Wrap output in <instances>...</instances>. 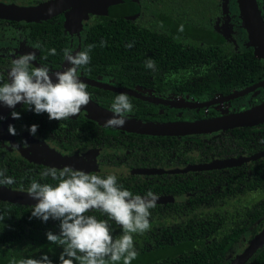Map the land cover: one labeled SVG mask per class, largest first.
Returning <instances> with one entry per match:
<instances>
[{
  "label": "flooded vegetation",
  "instance_id": "flooded-vegetation-1",
  "mask_svg": "<svg viewBox=\"0 0 264 264\" xmlns=\"http://www.w3.org/2000/svg\"><path fill=\"white\" fill-rule=\"evenodd\" d=\"M52 1L0 0V3L13 5L21 10L18 16L15 13L12 17L0 16V64H11L14 58L29 53L30 50L37 56L30 67L46 65L50 68V74L63 71L70 66L63 58L65 48L71 49L73 54L82 51L84 44L94 35V30L97 31L95 26L102 18L107 17L109 22L110 18H123L87 13L81 6L59 10ZM222 1L158 0L153 3L151 0H140L141 13L130 21L155 29L158 34H164L168 38L173 37L177 42L179 39L188 44L195 43L194 45L199 42L201 50L211 48L219 51L225 47L230 54L244 52L241 58L235 57L237 62L229 63H233L238 70L241 67L257 70L256 77L243 79L239 87L229 92L219 90L208 95V90L202 83L206 84L203 77L205 75L190 76L186 69L152 72L144 69L145 62H128L124 71L112 73L110 63L89 62L78 70V75L87 86L91 103L111 111L115 97L126 94L133 104V111L127 114L128 118L159 123L202 121L244 112L264 104V59L259 57L253 48H248L247 42H244L246 39L242 40L238 26L234 29L236 35L230 38L231 20L238 14L231 15ZM257 1L264 20V1ZM165 2L168 5L162 6ZM181 6L186 8V12ZM172 10L174 16L169 19L168 13L171 14ZM149 12L152 15L150 20L146 19ZM177 21L179 24L187 23L188 35L178 32ZM240 23L243 26L242 17ZM192 25L199 30L192 29ZM211 29L216 34L211 40L213 42L206 45L205 36ZM243 32H248L244 26ZM200 34L204 39L199 38ZM245 45L247 47H244ZM53 48L56 54L50 55L49 51ZM251 51L254 62H244L247 57L245 52ZM217 61L224 68L222 60ZM106 65L109 66L107 70ZM213 68L217 69L218 66ZM137 69L141 70V75H135L136 71L133 70ZM7 72L8 68L0 70V84L8 82ZM195 84H198V87H195ZM110 87L129 92L123 93ZM236 93L239 95L232 96ZM86 106H82L78 116L58 121L49 120L47 113L36 114L21 103L1 118L0 172H3L4 176L12 177L14 183L0 185V190L27 193L34 180L41 184L55 185L57 181L50 176H41L42 171L50 167L59 171L68 165L102 178L115 174L118 186L131 191L133 195L144 196L151 190L159 197L156 206L150 209V229L144 234H134L133 239L136 248L137 245L154 248L159 241L167 239L172 247L170 251H166L167 254L189 250V244L179 246L175 238L184 233L182 229L188 225L190 218H216L222 207L225 213L230 212L229 217L237 212L242 215L243 208L253 209L264 202V194H261L257 184L258 175H245L244 181L237 184V191H234L236 185L229 186V180L225 179L235 176L239 170L246 171L250 165H257L264 159L262 156L244 160L238 165L225 164L227 161L249 158L264 151V148L258 150L259 146L264 147V134H261L264 133V122L206 133L152 135L105 127L104 122L95 118ZM13 111L20 113L19 119L12 118ZM33 124L38 125L35 135L29 131ZM9 125L15 127L16 135L9 133ZM243 129L249 130L250 134L245 135ZM234 130H241L240 134L232 132ZM30 138L37 141V144L32 146L36 154L27 148L30 146ZM19 147L20 150L26 148L23 150L27 153L26 157L19 152ZM59 162L62 166L57 165ZM202 165L207 168H195ZM227 198L238 202L237 206L231 203L230 207H227ZM36 203L38 202L27 199L10 201L0 198V217L13 218L9 227L14 226V230L9 232L21 234V238L26 242H33L30 239L36 238L35 230L40 234L55 230L54 234H59L61 231L60 227L47 228L40 218L32 216V208ZM91 212L86 214L97 219L108 218L99 211ZM121 232L122 229L115 231V234L120 236ZM11 235L13 236V233ZM46 238L47 236H41V239ZM249 241V237L244 235L234 244L229 254L241 253V244L248 245ZM49 244L52 243L43 241L38 250L42 254H52L51 251L45 252ZM26 246H21V249L25 251ZM10 247L14 246L8 241L5 249L13 254L15 249Z\"/></svg>",
  "mask_w": 264,
  "mask_h": 264
},
{
  "label": "clouds",
  "instance_id": "clouds-1",
  "mask_svg": "<svg viewBox=\"0 0 264 264\" xmlns=\"http://www.w3.org/2000/svg\"><path fill=\"white\" fill-rule=\"evenodd\" d=\"M51 11V10H50ZM182 30V28H181ZM38 47V45H37ZM87 50L73 54L69 48L63 50V58L70 65L63 71L50 75L46 65L30 67L36 61L34 52L20 54L11 61L8 69V82L0 84V102L9 108L23 103L36 114L47 113L49 120H67L78 116L82 106L90 102L86 84L80 80L78 70L90 62ZM50 55H55L53 48ZM145 67L156 70L155 62L145 61ZM53 75L57 82L53 81ZM133 111V104L126 94L117 95L111 105L114 115L104 123L105 127H122L127 114ZM12 118L19 119L20 113L13 111ZM38 125H31L30 134L35 135ZM8 131L16 135L13 125ZM42 177H51L55 185L32 181L27 193L36 203L32 216L47 222L49 218L60 221V233H47L52 244L63 246L60 264H132L138 253L134 247V234H144L150 229V209L156 206L158 196L149 190L146 195H133L117 184L115 174L101 176L83 170L64 166L57 171L55 167L46 168ZM0 185L14 183L12 177L0 172ZM99 211L122 229L119 238H113L108 220H98L86 215ZM0 219H3L0 217ZM67 257V258H66ZM19 264H53L45 254L40 259L26 258Z\"/></svg>",
  "mask_w": 264,
  "mask_h": 264
},
{
  "label": "trees",
  "instance_id": "trees-1",
  "mask_svg": "<svg viewBox=\"0 0 264 264\" xmlns=\"http://www.w3.org/2000/svg\"><path fill=\"white\" fill-rule=\"evenodd\" d=\"M151 1L154 3L158 0ZM181 8H184V6H181ZM209 8L210 6L206 11L209 10ZM184 12H186V8H184ZM172 16H174V10H172L171 14L168 13L169 19ZM184 24H179L177 21V26L179 27L178 32L188 35L186 31L187 23L185 22ZM95 28L97 31L94 30V35H91L84 44L83 50H87L89 45H91L92 48L89 52L90 62H97L98 64L110 63V72L112 73L124 71L128 62L142 63L151 59L155 62L156 66H158L156 70L159 71H171L172 69L178 68L181 70L186 69L190 76L194 77L199 76V74H204L205 76L203 77L206 84L204 82L202 83L208 90V95L219 90L225 93L229 92L239 87L243 79L253 78L258 74L257 70L252 71L248 68L243 69L242 67L240 68L241 70H238L233 63H229L237 62L235 57L238 56L241 58V55L244 56V52L241 54H230L225 47L220 48L219 51L211 48L208 50H201L202 47L199 48L201 46L199 42L196 43V45H194L195 43L188 44L181 39L177 42L173 37L169 36L168 38V36L164 34H158L159 32L155 31V29L137 25L135 22L124 18H110V22L107 17L102 18V21L98 22ZM189 29L190 28H188V30ZM192 29L195 30L197 28L192 25ZM189 31L192 32V30ZM175 33H177V30ZM215 34L216 32H213L211 29L210 33L205 36L206 45L213 42L211 40H213ZM178 35L180 38V34ZM199 38L204 39V36L200 34ZM220 40H222V38ZM186 45H189V47H186ZM245 53L247 57L244 59V62H254L252 51ZM218 59L222 60L224 68L220 66L217 61ZM209 62L211 63L209 64ZM215 65L218 66L217 69L213 68ZM250 65L251 63H249V66ZM108 67L109 66L106 65L105 70L109 69ZM144 69L147 68L145 67ZM133 71H136L135 75H141L139 73L141 70L137 69ZM148 71L152 70L148 69ZM195 87H198V84H195ZM240 131L241 130H234L232 132L240 134ZM242 131L245 135L250 134V132L248 133L249 130L243 129ZM263 148L264 147L259 146L258 150ZM245 170L246 171L239 170L238 174L236 173L235 176L225 178L229 180V186L236 185L234 191H237L239 189L237 184L244 181L245 175H258L259 180L257 184L263 195L264 159L257 165H250V167ZM18 183L20 185L22 184L21 182ZM231 203L237 206L236 203L238 202L227 198L226 206L230 207ZM223 210L224 208L222 207L218 215L215 216L216 218L201 216L199 218L189 219L187 222L188 225L182 229L184 233L175 238L179 246L189 244V250L167 254L166 251H170L172 248L167 239L159 241L154 248H149L145 245H137L136 248L134 244L138 255L136 259L132 261V264H230L231 262L228 259V254L231 248L234 247V244L244 235L249 237V240H252L264 226V202L253 209L243 208L242 215L241 212H237L234 216L229 217L230 212L225 213ZM40 220L42 219L40 218ZM98 220H108V218H98ZM12 221L13 218L0 219V264H19V261L23 259H40L45 255L38 250V247L42 246L43 241L45 242L48 239H41V236H47L48 232L54 234L56 230L42 234L35 230L36 238L30 239V241L34 243L26 242L21 238V234L17 233L16 235L15 232H12L14 226L9 227V222ZM108 221H110V229L112 230L113 238H119V236L115 234V231L121 228L115 225L114 221ZM42 222L47 225V228L52 227L54 229L60 227V221L52 218H49L47 222L43 220ZM9 230L12 231L9 232ZM8 241L14 246L12 248L10 247L11 249H15L13 254L10 253V250L5 249ZM21 246H26L25 251L21 249ZM46 247L45 252L51 251L52 253L50 255L46 254L48 258L53 264H60L59 257L63 251V246L59 248L55 244H49V246ZM109 263L111 264L110 261ZM74 264H79V262L74 261ZM120 264H122V262H120ZM246 264H264V246L260 248Z\"/></svg>",
  "mask_w": 264,
  "mask_h": 264
},
{
  "label": "water",
  "instance_id": "water-1",
  "mask_svg": "<svg viewBox=\"0 0 264 264\" xmlns=\"http://www.w3.org/2000/svg\"><path fill=\"white\" fill-rule=\"evenodd\" d=\"M53 4L60 9L70 6H81L87 13L94 12L102 15H110L113 17H123L129 20L136 19L141 13L140 0H53ZM238 7L244 26L253 39L255 45L259 48L262 55H264V20L262 17L261 9L259 8L257 0H238ZM21 13L19 8L13 5L0 3V16L12 17V14ZM257 54V53H256ZM258 55V54H257ZM53 74V73H52ZM50 74V75H52ZM53 81L57 82L53 75ZM114 90L128 93L125 89L110 87ZM247 91V90H245ZM244 91V92H245ZM242 92V93H244ZM241 93V94H242ZM238 93L232 95L236 96ZM231 96V97H232ZM157 101V100H155ZM21 103H17L15 108ZM207 105V104H205ZM86 108L92 115L99 121H105L111 118L114 113L107 111L91 101L87 104ZM14 108H9L0 102V119L3 118ZM259 122H264V104L255 108L246 110L244 112L231 114L224 117L213 119H206L196 122H150L142 121L132 118H126V123L119 129L152 135H186L195 133L214 132L218 130L232 129L235 127L251 126ZM264 156V151L257 153L249 158L235 159L227 161L225 164L228 166L238 165L244 160L257 159ZM197 169H206L207 166H196ZM6 197H4L3 195ZM0 198L9 199L10 201H17L20 199H27L38 202L36 199L30 197L27 193L19 192H4L0 190ZM29 199V200H28ZM264 246V227L262 230L249 241L247 247L236 256L231 264H246L251 257Z\"/></svg>",
  "mask_w": 264,
  "mask_h": 264
},
{
  "label": "rangeland",
  "instance_id": "rangeland-1",
  "mask_svg": "<svg viewBox=\"0 0 264 264\" xmlns=\"http://www.w3.org/2000/svg\"><path fill=\"white\" fill-rule=\"evenodd\" d=\"M167 1V0H166ZM217 2V1H216ZM223 2V4H224V7H226V10L227 11H229V13L232 15V14H234V15H236V14H238V16L236 15V18H234V20H231L232 22H231V28L232 29H229V35H230V38L233 36L234 37V35H236V31L234 30V29H236V26H238V30H240V32H241V37H242V40L245 38L246 39V41H244V42H247V45H248V48H253L254 49V52L255 53H257L262 59H264L263 58V55L261 54V52H260V50H259V48L255 45V43H254V41H253V39L250 37V34H249V32H247L246 34L243 32V26H244V24H243V26H242V24L240 23V18H241V16H240V13H239V8H238V0H223L222 1ZM168 5V3H163V5L162 6H167ZM175 6V5H174ZM68 15V14H67ZM147 18H149V20L152 18V15H151V12H149L148 13V15H147V17H146V19ZM216 22H218V20H216ZM219 23L221 24V19H219ZM149 25V24H148ZM245 27V26H244ZM245 29H246V27H245ZM247 30V29H246ZM246 35V36H245ZM83 39V38H82ZM82 41V40H81ZM3 47V46H2ZM244 47H247L246 45L244 46ZM3 49V48H2ZM79 50H80V48H79ZM28 52H34V51H30V50H28ZM78 52V51H77ZM35 53V52H34ZM9 67H10V64H0V70H6L7 68L9 69ZM28 143L30 144V146L29 147H27L28 149H29V151L30 152H32V153H35L36 154V151H34V150H32V146L33 145H36L37 144V141L35 140V139H33V138H30L29 140H28ZM19 149V152L24 156V157H26L25 156V154L27 155V153L26 152H23V150H25L26 148H21V150H20V147L18 148ZM39 155L41 156V153H39ZM30 157H32V155L30 156ZM41 159H43V158H41ZM60 159V158H59ZM57 165L58 166H62L61 165V162H59V163H57ZM68 166V165H67ZM241 251H243L246 247H247V245H246V243H243V244H241ZM237 254H240V252L239 253H237ZM237 254H235L234 252H232V253H230L229 254V259L230 260H234L235 259V257H236V255Z\"/></svg>",
  "mask_w": 264,
  "mask_h": 264
}]
</instances>
